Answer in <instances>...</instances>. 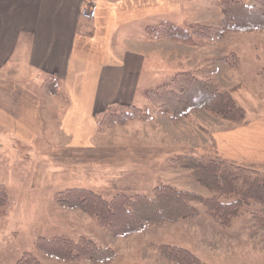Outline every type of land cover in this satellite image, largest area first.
<instances>
[{
    "label": "crops",
    "instance_id": "0c3cea01",
    "mask_svg": "<svg viewBox=\"0 0 264 264\" xmlns=\"http://www.w3.org/2000/svg\"><path fill=\"white\" fill-rule=\"evenodd\" d=\"M178 1L0 0V177L11 181L22 175V190L30 192L24 195L47 198V206L32 203L36 208L29 212L47 230L66 224L55 215L59 209L50 203L52 194L61 188H93L98 179L73 171L68 177L62 153L99 156V148H106L100 117L110 107L135 106L142 97L146 101L147 84L161 80L169 69L154 57L166 41L150 38L146 28L163 19L187 21ZM83 7L94 10L95 17L84 19ZM46 80L55 81L56 93L42 88ZM257 124L220 131V158L263 166L264 125ZM7 211L11 216L18 209L9 201ZM87 220L78 212L69 223L83 226Z\"/></svg>",
    "mask_w": 264,
    "mask_h": 264
},
{
    "label": "rangeland",
    "instance_id": "374dc122",
    "mask_svg": "<svg viewBox=\"0 0 264 264\" xmlns=\"http://www.w3.org/2000/svg\"><path fill=\"white\" fill-rule=\"evenodd\" d=\"M245 3L251 5L254 0H245ZM178 9L181 17L188 18L187 21L173 23V19H163L149 26L163 22L180 27L220 26L219 0H179ZM160 39L166 42L158 48L161 52L157 51L154 57L161 58L157 65L167 64L169 69L163 73L161 80L148 83V87L154 88L178 73H193L200 79L211 78L219 91H227L236 99L244 108L246 117L243 122L234 124L206 110H193L186 118L174 119L162 111L160 104L145 98L146 102L143 97L136 99V108L140 113L148 112L149 120H131L104 128L106 135L101 142H105L106 148H99L96 152L99 156L86 152L89 156L82 153L80 159L69 150L61 156L66 163L68 177L72 176V171L80 175L96 174L91 175V178H98L94 181L95 187L84 189L93 190L105 199L119 193L151 196L153 189L159 185L208 195L189 176L188 170L175 164L174 159L190 155L221 159L218 149L220 131L251 121L264 125V31L227 32L211 42L197 39L192 44L165 37ZM211 69H216V72L205 75V71ZM44 83L42 88L47 90ZM77 161L85 165L96 162L99 167L83 165L78 169ZM242 166L264 172V165ZM22 177L18 174L11 181L0 177V185L10 190L8 193L6 189L9 201L18 209L17 213L9 216L10 212H6L8 203L0 213L3 214L0 217V264H14L24 252L37 255L41 264H66L34 250L38 237L56 235H67L72 239L87 237L99 246L110 247L115 253L114 258L107 262L82 260L74 264H166L155 252V247L160 244L187 248L207 264H264V211L257 203L251 204L246 213L233 220L227 228L217 226L197 204L199 213L193 218L149 225L137 234L112 237L99 228L94 218L86 215L88 222L85 225H70L71 219L78 218L79 211L71 209L77 211L71 213L53 200L54 193L74 188L68 187L56 190L50 198L51 205L59 209L55 215L66 219V224L47 230L46 224L36 219L38 216L29 213L36 208L31 207L32 203L47 206V198L24 195L30 192L22 190ZM252 215L263 219L258 221ZM55 222H52L53 225ZM8 228L16 230L8 233Z\"/></svg>",
    "mask_w": 264,
    "mask_h": 264
},
{
    "label": "trees",
    "instance_id": "16d2710c",
    "mask_svg": "<svg viewBox=\"0 0 264 264\" xmlns=\"http://www.w3.org/2000/svg\"><path fill=\"white\" fill-rule=\"evenodd\" d=\"M219 27L193 25L180 27L163 22L147 27L152 39L161 37L183 43L200 39L213 41L227 32L264 31V0H219ZM195 28V29H193ZM216 69L205 71L211 75ZM45 88L56 93L55 81H46ZM148 101L160 104L163 112L174 119L186 118L193 110H206L234 124L244 121L246 112L227 91H219L212 79H200L193 73H178L160 85L147 89ZM148 112L140 113L135 106L110 107L99 119L101 129L131 120H149ZM175 164L188 170L189 176L208 195L179 190L169 185L155 187L151 196L116 194L105 199L93 190L71 188L54 193V202L64 208L77 209L96 220L101 230L112 237H125L143 231L149 225L175 223L198 215L199 205L217 226L227 228L246 209L257 203L264 211V172L236 165L223 159L179 156ZM9 203L6 188L0 185V213ZM252 217L258 221L263 218ZM34 250L66 264L82 260L103 263L114 258V250L102 247L87 237L72 239L67 235L38 237ZM155 252L166 264H207L187 248L160 244ZM14 264H41L37 255L24 252Z\"/></svg>",
    "mask_w": 264,
    "mask_h": 264
},
{
    "label": "built area",
    "instance_id": "2783aa9c",
    "mask_svg": "<svg viewBox=\"0 0 264 264\" xmlns=\"http://www.w3.org/2000/svg\"><path fill=\"white\" fill-rule=\"evenodd\" d=\"M81 16L87 20L93 19L95 17V11L88 9L87 7H83L81 9Z\"/></svg>",
    "mask_w": 264,
    "mask_h": 264
}]
</instances>
